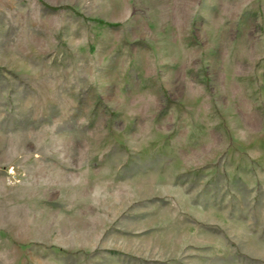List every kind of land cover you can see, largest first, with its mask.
<instances>
[{
	"label": "rangeland",
	"instance_id": "rangeland-1",
	"mask_svg": "<svg viewBox=\"0 0 264 264\" xmlns=\"http://www.w3.org/2000/svg\"><path fill=\"white\" fill-rule=\"evenodd\" d=\"M0 264H264V0H0Z\"/></svg>",
	"mask_w": 264,
	"mask_h": 264
}]
</instances>
